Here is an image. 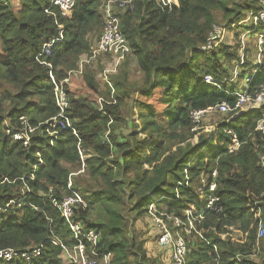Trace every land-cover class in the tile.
Masks as SVG:
<instances>
[{
	"label": "trees",
	"instance_id": "trees-1",
	"mask_svg": "<svg viewBox=\"0 0 264 264\" xmlns=\"http://www.w3.org/2000/svg\"><path fill=\"white\" fill-rule=\"evenodd\" d=\"M100 3L101 0H77L66 17L52 8L56 13L54 18L46 12L49 0H19L17 10L6 0H0V250L7 248L19 255L29 254L28 258L16 255L11 260L0 259V264H64L67 260L60 245L71 248L77 240L57 206L68 193L69 173L79 167L78 141L94 152L86 159L84 172L98 183L97 189L80 188L86 206H75L73 214L85 228H92L100 235L94 248L99 256H92L87 244V260L98 259L97 264H103L100 254L110 253V264H129L132 258L138 264H170L171 251L169 246L158 243L161 232L156 222H152L156 230L151 237L154 248L144 247L142 241L127 233L128 222L134 226L153 204L157 214L164 213L181 221L179 227L173 226V221L168 227L185 240V264H256L245 258L264 238L257 236L256 212L259 206L264 209V159L261 160L264 134L256 130L257 122L264 115V106L235 118L227 115L221 122L214 120L218 112L206 113L203 120L212 116L213 121L208 125L215 126L209 142L200 136L199 144L172 150L168 141L173 136L183 140L197 133L191 129L193 110L220 102L234 108L237 96L232 92L245 71L255 64L246 61L237 82H224L221 89L204 81L205 75L217 79L229 76L227 63L234 61L235 64L239 59L237 47L231 51L230 45H221L208 50L214 37L213 13L220 11L224 19L231 17L234 22L244 12L245 18L251 11H258L263 2L248 0L242 5L240 0H178L177 5L167 9L155 0H133L131 9L114 12L130 48L125 57L134 59L141 84L134 88L135 83L127 81L125 66L114 75L115 103L107 101L103 112H99L97 98L101 95L110 98V86H100L91 65L100 57L113 60L116 57L106 53L86 63L82 75L86 95H74L65 86L69 101L67 114L77 120L75 136L67 128L47 123L58 108L49 68L37 58L49 62L56 81H61L67 71L57 66L74 67L78 56L84 53L88 57L95 46L87 43L86 32L100 24ZM58 25H63L65 38L52 45L49 55H39L44 43L58 37ZM263 86L264 42L261 64L248 83V94L255 96ZM156 89L161 92L159 103L165 107L162 113L138 101V124L134 123L128 134L111 132L114 126L111 123L123 120L118 105L128 94L138 90L140 95L149 97ZM5 102L10 107L4 110ZM20 117L37 126L27 146L5 134L7 122L12 130L21 127ZM225 129L233 130L241 142L234 153H227L225 143L230 137ZM52 130L57 131L56 135L47 133ZM141 133L146 134L143 139L138 137ZM221 141H225L224 145H219ZM112 148L119 150L120 156L107 163L106 157ZM214 170L217 171L215 178L211 176ZM212 180L217 185L214 192L204 185ZM75 186L76 182L74 189ZM150 193L155 195L154 199ZM211 195L217 197L214 208L207 207ZM94 208L100 210L98 214L104 217L103 221L91 222L90 211ZM187 211L190 217L203 216L200 222H193L194 229L189 233L185 232ZM233 225H238L237 231L240 230V243L224 237ZM36 248L39 252L32 254ZM237 253L241 254L240 262H237Z\"/></svg>",
	"mask_w": 264,
	"mask_h": 264
},
{
	"label": "built area",
	"instance_id": "built-area-1",
	"mask_svg": "<svg viewBox=\"0 0 264 264\" xmlns=\"http://www.w3.org/2000/svg\"><path fill=\"white\" fill-rule=\"evenodd\" d=\"M77 0H49V8H47L46 12L50 15H52L54 18H56V13L53 11L52 8L58 10L59 14L63 17L68 16L73 7L75 6ZM159 3L160 6L166 7L167 9L171 8L173 5H177L178 0H155ZM263 2V7L260 8L258 11H251L250 14L244 18V20L248 21L250 23L251 30L250 32H253L255 29H259L260 26H264V0H261ZM132 2L133 0H117V7L121 9L126 8H132ZM60 28V33L58 37H54L51 41L48 43H44L40 49L39 55H49L51 53V47L56 42H60L65 37L63 35V25H58ZM256 38H258L257 41V51H256V57L254 62V67L251 68L249 71H245L244 76L242 77V81L236 85L234 93L237 96V101L234 106V108H246L249 110V105H251V100H254V104L257 106H264V86L263 89L255 94V96L251 97L248 94L247 87L248 83L251 81L254 73L256 72V67L261 64V55H262V45L264 42V29L258 30L256 34ZM246 51V47L244 44H242L241 47L238 48V60L233 65L231 71L229 72V76L223 77L221 79H217L212 75H205L204 81L209 85L216 88L221 89V85L224 82H233L236 83L240 74L242 73L244 69V65L246 61L244 60V53ZM130 52L129 45L127 43V40L125 36L122 34L120 30V20L118 16L114 13L113 8L108 5L106 6L105 12H104V21H103V27H102V33L95 44V46L92 48L90 55L83 59L80 62L79 68L75 70H68L66 72L65 77L57 82L54 75L51 71V64L43 59H40V57L37 58V61L40 64H46L49 68V78L51 79L54 88V98L55 103L58 108V112L52 116L47 123L50 126L53 127H60V128H67L69 129L75 136H77L76 129L69 123L68 121V114L67 110L69 107V101L67 99V95L65 92V86H69L70 80L72 77H78L83 73V64L89 63L93 61L94 59L100 57L102 54H112L116 57V65L118 60L123 59L128 53ZM114 71L113 69H105L103 71V81L106 82L110 87V80L109 75L110 73ZM225 92H228V90H224ZM231 93V91H230ZM103 103H109L106 100H104L102 97L97 98V106L98 110H103ZM248 104V105H247ZM258 107V108H260ZM232 108L225 102H220L218 104H215L213 106L207 107L205 109L201 110H193L190 114L191 120L193 123L197 124L202 119V117L206 113L211 112H227L231 110ZM20 125L18 130H12L6 123V129L5 134L10 136L13 141H20L23 146H27L30 140V134L33 133L37 126L31 125L24 117H20ZM48 125V127H49ZM212 127V125H210ZM256 130L261 131L262 134H264V115L260 119V121L257 122ZM230 137L229 141L225 143L227 153L235 152L241 145V142L238 141L236 138L235 133L231 129H225L224 130ZM57 131H49V134L56 135ZM53 141H50V144H52ZM77 154L80 162V170L76 173H80V171L85 170V162L86 159L90 156H93V153H90L87 151V149H84L83 146H81L80 141L77 142L76 145ZM264 159V147H263V154L261 155V160ZM213 176L216 174L215 172H212ZM212 176V177H213ZM214 178V177H213ZM69 180L68 187H70ZM204 185L208 188L210 192L215 191V181L212 180L210 182L204 183ZM152 198H155V195L151 196ZM217 201V197H214L211 195L207 207L214 208L213 202ZM262 201V200H260ZM153 205V204H151ZM75 206L79 207H85L86 201L83 197V195L77 191V190H71V193L67 196H64L60 203L58 204L57 208L59 209L61 216L66 220V222L69 225L70 231L73 235V237L77 240V244L75 246H72L71 248H67L63 245H60L62 247L63 253L65 258L73 264H93L94 262L91 260L86 259L85 254V247L87 244L91 247V255L92 256H99V253H97L94 248L97 246V243L99 241V233L95 231L92 228H85L83 224L73 218L74 214V208ZM263 208V207H262ZM218 210V208H217ZM264 210V209H263ZM187 226L185 227V232L189 233L191 229H194V221L200 222L203 218L202 214L197 215V217H190V212L187 211ZM259 216V213H257ZM152 220L156 222L157 227L160 229L161 232L158 237V243L163 246H169L171 251V262L170 264H185V253H186V245L184 238L177 232H172L169 227L167 226L165 222V218L170 219L173 221V226L179 227L182 223L178 218L171 217L169 215H166L164 213L159 214H153ZM165 216V218H163ZM259 225H262L259 227ZM259 230V232H258ZM257 236L263 237L264 236V220H258V226H257ZM54 244H56L55 241H53ZM39 252V248H36L32 251V254H36ZM19 255L17 254L13 249H1L0 250V259L3 260H11L14 256ZM102 256V262L103 264H110L111 254L110 253H103L100 254ZM19 256L28 258L29 254L27 253H21ZM237 262L241 261L240 255L236 256Z\"/></svg>",
	"mask_w": 264,
	"mask_h": 264
},
{
	"label": "rangeland",
	"instance_id": "rangeland-1",
	"mask_svg": "<svg viewBox=\"0 0 264 264\" xmlns=\"http://www.w3.org/2000/svg\"><path fill=\"white\" fill-rule=\"evenodd\" d=\"M1 1H5V0H1ZM6 1L12 9L17 10L19 8V5H20L19 0H6ZM240 2L242 3V5H244V4L248 3V0H240ZM108 5H110L113 8V10L116 14H117V11L118 12L124 11V9L122 10V9H119L117 7V0H101L100 6H99V14L101 15V21L102 22L104 19V12H105L106 6H108ZM244 15H246V12H244L243 15H241L238 19H236V20H234V22H232L231 17L224 19L222 16V13L220 11L214 12L213 16L215 19V24L213 25V30H212V32L214 33V37L211 39L210 43L208 44L209 45L208 50L212 51L213 47H217V46H221V45H230V47H231L230 50L233 51L235 49V47L239 48L242 46V44H244L246 47V51L244 53V60L247 62L249 61V63H254L255 57H256V51L258 49L256 46L257 41H258V38H256L257 32L256 33L250 32L251 30H249V29L251 28V25H250V23H248V21L244 20ZM230 20L232 23H236V24H232L231 22H230L231 23L230 24L229 23ZM101 21H100V24L94 25L91 29L87 30V32H86L87 33L86 34V41L90 46H92L93 44L95 45V43L99 39L98 37L101 35V31H102ZM200 22H202V20H200ZM256 39H257V41H256ZM84 55L85 54L83 53V54H80L78 56L74 67L65 68L64 66H57V69H62L63 72H64V70L68 71V70L78 69L80 62L83 59L87 58ZM1 57H2V53H1V45H0V59H1ZM261 59H262V55H261ZM124 62H125V64L123 66ZM233 63H234V61L227 63L228 64L227 65V74L229 71H231L232 66L234 65ZM42 65L47 66L46 64H42ZM115 65H116V59L113 60L111 57H108V56L98 58L91 65V69L95 72V76H94L95 80L102 87H105L106 85L109 87V85L103 81V71L105 69H113L114 71L116 70L115 74H111V73H114V71H112L110 73L111 75H109V80H110V84H111V87H109L110 88V95H109L110 98H105L104 96L101 95V97L106 101L112 100L113 104L115 103V99H114V95H113V90L115 89V87L113 85V81L115 80L114 75H118L119 70H122L126 66V68H127V70H126L127 81L128 82L133 81L135 83L134 88L141 84V82H138L139 81L138 79L140 77V72H139V70H138V68L134 62V59L132 60V58H130V56H127V59L125 57L124 60L120 64L117 65V67ZM86 66H85V64L82 65L83 73L85 71ZM249 66H250V64H249ZM123 72H125V71H123ZM83 73L81 75H79L78 77H72L70 80V84H69L68 88L70 89L71 93H73L74 95L84 96L87 93V86L85 85V82L83 81V76H82ZM11 89L13 91H15V88L11 87ZM134 91L135 92H131L130 94H128L126 96V99L122 103H120L119 105L117 104L118 110L120 111V115H121V118L123 120L111 123V125H114L113 128L112 127L110 128L112 133L124 131L128 134V131L132 129L133 124L134 123L138 124L139 112H138V108L136 107L138 101H141L147 105H152L161 113H162V110L165 109L164 104L161 102L159 103V101L161 100L160 99L161 92H159L158 89H156L153 92V94L149 97L140 95V92L138 90H134ZM251 102L252 103H251V105H249V106H251V107H249V110H247L246 108L237 107V108H232L231 110H229L227 112L216 113L214 115V120L216 119L215 122L223 121V119H225L224 117H226L227 115L229 118H235L237 116L246 115L249 113V111L258 109V107H260V106H257L254 104L253 99L251 100ZM103 105H104V103L102 104V106ZM9 107H10V105L7 104V102H5L4 103V110H5V108H9ZM99 112H103V110L99 111ZM244 113H246V114H244ZM211 117L205 118L204 120L202 118L199 121V123H197V124L192 122L193 125L191 126V129L193 131H197V133H195L193 136H190V137H192L191 139L189 136H187V137H184L183 140H178L177 138H175L173 136L172 140L168 141L169 147L172 148V150H175L178 147L185 149L187 144H190L193 147V146L199 144L198 141H199L200 136L206 137L207 138L206 141L209 142L208 139H209L210 135H212L215 131L214 125H212V127L210 125H208L209 123H211V121H213V120H210ZM205 120H206V122H203ZM68 121L75 128V123L77 120H75V119L72 120L68 116ZM113 123H115V124H113ZM203 123H207V124L203 125ZM7 124H8V122H7ZM139 129H140V127H139ZM178 132H180V131H176V133H178ZM47 133L49 134V131ZM168 133H170V132H168ZM145 136H146V134L141 133L138 137L140 139H143ZM224 143H225V141H221V142H219V145H224ZM83 148L87 149V151L94 154V152L89 150L90 148H86L84 146H83ZM232 153H234V152H232ZM261 155H262V153H261ZM119 156H120L119 150L112 148V151L110 152V156L106 157V161H107V163H109V162L111 163L110 159L117 158ZM78 162H79V158H78ZM72 170L73 171H71L69 173V176L67 179L68 182H69V180H71L70 187H68V183H67L68 193L65 194L64 196L69 195L71 193V190L79 191V190H81L80 188H83V187L87 190L88 189H97L98 183L95 182L94 180L90 179V177L88 175L89 173L87 171L84 172L85 171L84 170V171H80V173L73 174V173H76L80 170V163H79L78 168L74 167ZM213 172H215L216 174L213 176V174L211 173V176H213L215 178L217 176V171L214 170ZM125 177L128 178V177H131V175H126ZM202 180H203V178L201 179V181ZM75 182H76V186H75L76 189H74ZM215 184H216V182H215ZM18 189L20 192L23 191L22 187H18ZM215 189H216V187H215ZM152 194L153 193H150V196H152ZM257 202H259V201H257ZM127 203H131V202H127ZM99 211L100 210L97 208H94L93 210L90 211L91 222L93 221V223H95L94 221H99V220L103 221L104 217L101 218L99 216V214H98ZM160 211H163V210H160ZM256 212L259 213L260 220L263 221L264 220V210H263L262 206L257 207ZM124 214H125V217L127 219H129V215L127 214V212L125 210H124ZM153 214H156L155 209H154L153 205H149L148 209H147V213L144 216L140 217L134 226L131 224V221L128 222L129 226L127 227V230H128L127 233L129 235L132 234L131 236L135 237V239H137V241H139V242L142 241L144 247H145V245H150L152 248L156 247L154 244H152L153 240L151 238L152 236H154L156 234L155 233L156 230L153 227L154 226L153 223H155L153 221L154 219L151 220V217L153 218V216H152ZM165 222H166L167 226H169L170 224L172 225V221L168 218H165ZM261 226L262 225H259V227H261ZM236 227H238V225H233L230 228H228L229 233L227 232L224 237H226V236L230 237L232 240L240 243V242H242L239 239L240 230L237 231ZM258 232H259V230H258ZM253 248H254V251L252 250L247 255V257L245 259H250L251 261H253L256 264H264V258H263L264 257V238L261 239L260 241H258ZM157 250H159V249L156 248V251ZM237 255H241V254L237 253ZM95 262H96V264H97V262L100 263V260L95 259ZM95 262L93 264H95ZM64 264H70V263L67 260L66 261L64 260ZM129 264H138V262H137V260H134V258H132V260L129 261Z\"/></svg>",
	"mask_w": 264,
	"mask_h": 264
}]
</instances>
